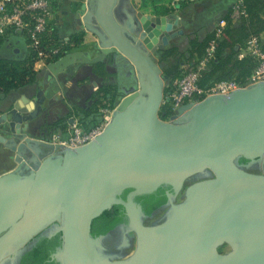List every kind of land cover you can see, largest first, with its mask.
<instances>
[{"label": "water", "instance_id": "water-1", "mask_svg": "<svg viewBox=\"0 0 264 264\" xmlns=\"http://www.w3.org/2000/svg\"><path fill=\"white\" fill-rule=\"evenodd\" d=\"M119 1L85 2L82 20L100 46L95 57L65 53L46 65L33 101L21 95L0 114L8 128L0 143L17 164L0 176V263L37 234L60 232L61 247L50 255L60 264H264V174L243 169L264 155V82L186 103L170 122L161 120L164 76L150 55L182 33L173 31L180 23L176 14L144 15L134 5L118 21ZM112 52L132 66L137 89L122 97L99 135L74 149L27 136L54 75ZM41 148L49 150L44 158ZM240 157L248 162L238 164ZM204 170L213 177L188 185L174 204L184 181ZM164 185L171 213L144 225L134 198ZM112 205L124 208L135 234L124 258L107 255L90 235L92 220ZM51 225L53 232L42 234ZM224 243L232 249L220 254Z\"/></svg>", "mask_w": 264, "mask_h": 264}, {"label": "crops", "instance_id": "crops-1", "mask_svg": "<svg viewBox=\"0 0 264 264\" xmlns=\"http://www.w3.org/2000/svg\"><path fill=\"white\" fill-rule=\"evenodd\" d=\"M53 17L51 29L59 39H68L70 44L64 46L65 53L81 52L87 58H93L100 52L97 37L85 28L82 20L86 10V0H52ZM235 0H120L113 12L118 21L124 16L123 10L135 6L136 11L144 15L164 16L170 13L177 15L179 25L173 31L181 30L182 33L169 41V47H178L181 40L187 37V45L191 40L201 41L210 34L216 23L226 15ZM255 22H260L264 26V0L255 8ZM237 18V17H233ZM241 19H236L233 26L237 27ZM4 31V41L0 46V58L12 60L26 59L29 49L24 36L18 32ZM2 35V34H1ZM80 35L77 42L73 39ZM262 44L264 43V29L258 33ZM172 46H171V45ZM167 49V48H166ZM164 49V50H166ZM188 49V47H187ZM159 52V51H158ZM157 52V54H158ZM159 52V57H161ZM227 50H223L222 55H226ZM158 57V58H159ZM197 58L194 53L192 60ZM106 60L107 75L101 78L93 73L92 65L75 62L53 76L48 86L44 90V98L40 104L41 111L28 125L27 136L42 140L49 144L57 145V142L65 141L70 136V127L73 123L79 122L82 111L89 108L96 100L91 97L95 92L106 86L113 101L118 95L121 98L131 92L135 85V72L132 66L117 53L108 54L102 61ZM55 61V60H54ZM53 62L33 61L32 69L36 76L34 84L25 85L6 95L0 94V114L11 109L14 102L24 95L28 101H33L36 95V87L40 86L46 65ZM98 63V62H97ZM182 65V63H181ZM180 65V66H181ZM125 67L130 71L125 76ZM167 68L165 67L164 71ZM124 72L123 75H121ZM165 76V75H164ZM175 74L166 75L164 85L169 88L174 84L172 80ZM127 88L123 93L122 90ZM104 100V99H99ZM88 120V119H87ZM52 129L48 126L53 125ZM8 128L5 124H0V135H6ZM59 149H54L53 153ZM40 156L44 158L49 154V150L41 148ZM5 155V157L3 156ZM28 156L29 152H25ZM11 151L0 143V176L13 171L16 167Z\"/></svg>", "mask_w": 264, "mask_h": 264}, {"label": "trees", "instance_id": "trees-1", "mask_svg": "<svg viewBox=\"0 0 264 264\" xmlns=\"http://www.w3.org/2000/svg\"><path fill=\"white\" fill-rule=\"evenodd\" d=\"M261 0H244V11L246 13V19L241 18L239 26L234 27L231 19L237 16V11L231 7L230 11L224 15L222 19L226 20V25L222 32V38L216 44L215 57L211 61L209 69L205 71L199 81L198 85L202 88L210 86L213 82L223 79L235 77L236 81L240 84L244 83L246 78L250 75L252 69L255 66V61L251 57H243L241 59L236 58L238 52V46H241L249 34L258 35L260 31L264 29V26L260 22H255V8L260 4ZM9 31H16L10 29ZM22 34L26 39V35L23 32L16 31ZM54 30H51V38L56 39ZM80 35L74 37L73 41L77 42ZM5 35H0V46L4 41ZM45 38V39H44ZM213 38V33L206 35L201 41L191 40L189 42L188 49L186 50L189 58L195 53L197 57L202 56L205 48L208 46L210 40ZM43 41L46 42L47 38L43 37ZM264 51V43L262 44ZM66 51V48L64 49ZM223 50H227L226 55H222ZM177 51L175 47H170L161 51V58L168 60L169 58L176 56ZM63 54L53 58L57 60ZM180 55V54H179ZM34 59L31 53H28L24 60H12L0 58V94L6 95L11 91L17 90L25 85L34 84L36 82V76L32 69V63ZM107 61H100L92 65L93 73L101 78L107 75L106 72ZM165 76L176 74V71H170L169 68L164 72ZM180 76V74H179ZM168 88H163V97L167 93ZM96 97L95 102L82 111V117L79 118V123L84 130H89L91 126H94L99 121V114H95V106L99 103V99L107 101H113L109 89L106 86L99 88L94 95ZM204 97H201L203 99ZM169 103L167 100L162 101L160 105L158 116L161 120H166L172 115ZM88 119V120H87ZM53 125L48 126L52 129ZM248 161L240 157L238 164H246ZM167 187L160 186L154 192L150 194L139 195L134 198V201L138 203L145 216L152 214L155 210L162 207L167 203V197L165 191ZM129 189H125L120 197L125 199ZM127 222V217L124 212V208L121 205H112L109 209L104 210L98 217L94 218L90 225V235L92 237H100L111 230L117 225ZM27 249H23L18 256L16 264H60L57 259H51L50 255L61 247V233L58 232L53 236L37 234Z\"/></svg>", "mask_w": 264, "mask_h": 264}, {"label": "built area", "instance_id": "built-area-1", "mask_svg": "<svg viewBox=\"0 0 264 264\" xmlns=\"http://www.w3.org/2000/svg\"><path fill=\"white\" fill-rule=\"evenodd\" d=\"M244 0H235L232 5L237 11L236 19H246ZM53 17L52 0H0V35L7 28L23 32L26 35L29 53L35 61H49L61 54H65L64 46L70 44L68 39L51 38V20ZM241 17V18H240ZM226 20L220 19L212 30L213 38L205 48L202 56L197 57L193 64L186 68L182 63V72L174 84L164 95L173 114L186 103H195L201 97L220 94L228 95L239 88H245L264 82V51L259 35L249 34L241 46H238L237 59L251 57L255 66L244 83L240 84L235 77L213 82L202 88L198 85L201 75L209 69L215 57L216 44L222 38ZM43 37L47 41H43ZM45 39V38H44ZM99 121L89 130H84L80 123L75 122L70 127V136L65 141L57 142L62 148L74 149L87 144L99 135L111 119L112 112L108 107L98 108Z\"/></svg>", "mask_w": 264, "mask_h": 264}, {"label": "rangeland", "instance_id": "rangeland-1", "mask_svg": "<svg viewBox=\"0 0 264 264\" xmlns=\"http://www.w3.org/2000/svg\"><path fill=\"white\" fill-rule=\"evenodd\" d=\"M187 39H188L187 37L185 38V40L182 39L181 44L178 47H175V49L177 51L176 54H178V55L173 56L166 61L163 60L161 57H159V52H161V51L156 50L153 53H151L150 56L153 59V61L157 64V66L160 68L162 76L165 75L164 74L165 67L169 68L170 71L175 70L176 74H175V77L172 76L173 77L172 80L176 81L179 77V74H181V72H182V68H181L182 66H180L181 63H183L186 68L190 67L193 64V60L188 57L187 52H186L187 47H188V45L186 43ZM168 47H169V44L167 46H165V49L166 48L168 49ZM157 52H158V54H157ZM124 71H125V76H127V74L130 72L127 69V67H125ZM120 73H121V75L124 74V72L122 74V71ZM166 79L167 78L164 76L163 88L166 87L164 85V83H166L165 82ZM134 85H135L134 87H130L131 89H133V91H135L137 89L136 78H135V84ZM126 90H127V88H124V90H122V92H120V93H123ZM121 99H122L121 96L118 95V98L115 97L114 101L100 100L99 103L95 106L94 113L98 115V108L104 107V106L105 107L107 106L108 109L111 112H113L120 105ZM162 101H163V98H162ZM173 115L174 114H172L171 117ZM171 117H169L168 119L163 120V121L170 122ZM94 126H91V128ZM12 155H13V153H12ZM3 156L5 157L4 154H3ZM243 169H244V171H246L248 173L264 174V155L259 160L255 161L253 163L247 164L245 167H243ZM212 177H213L212 173L208 170H204L202 172H198V173L191 175L190 177H188L184 181L181 189L178 191V193L173 198V203L179 204V203L183 202V200L185 199V189L188 185H190L194 182H197V181H200L203 179L212 178ZM170 213H171L170 206L168 204H166L165 206L155 210L152 214H150L148 216L141 215L140 220L144 225H155V224H159V223L163 222L170 215ZM49 230H51V229H49V227L45 228L42 231V234L48 233ZM121 232H122V227H117V228L111 230L105 236L100 238L101 244L105 247V253L107 255L111 256L112 258H119L122 256H123V258L127 257L134 250L135 234L133 233V231L130 232L129 237H126V242H128V245H122V242H121V234L122 233ZM30 244H31V242H27L25 247H29ZM231 249H232L231 245L224 243L223 245H221L217 248V251L220 254H225V253L229 252ZM0 264H12V262H10V258H4Z\"/></svg>", "mask_w": 264, "mask_h": 264}, {"label": "flooded vegetation", "instance_id": "flooded-vegetation-1", "mask_svg": "<svg viewBox=\"0 0 264 264\" xmlns=\"http://www.w3.org/2000/svg\"><path fill=\"white\" fill-rule=\"evenodd\" d=\"M163 187H167L168 189L166 190V191H169L170 192V188L168 187V186H166V185H164ZM165 191V192H166ZM166 204H168V202L166 203ZM165 204V205H166ZM165 205H163V206H165ZM162 206V207H163ZM161 208V207H160ZM159 209V208H158ZM142 215H144L143 214V212H142ZM117 227H122V234H121V242H122V245H128V242H126V237H129V235H130V232L132 231L131 229H130V227H129V223H128V220H127V222L126 223H123V224H119V225H117L115 228H117ZM114 228V229H115ZM49 229H51V230H49L48 231V233L47 234H50V232H53V226L51 225V226H49ZM109 233V232H108ZM106 235V234H105ZM105 235H103V236H105ZM103 236H100L99 238H101V237H103ZM33 241H35V238L33 239ZM31 243H32V240L30 241ZM21 250V249H20ZM20 250L19 251H17L14 255H10L9 256V258H10V262H12V264H16V261H17V259H18V256H19V252H20Z\"/></svg>", "mask_w": 264, "mask_h": 264}]
</instances>
